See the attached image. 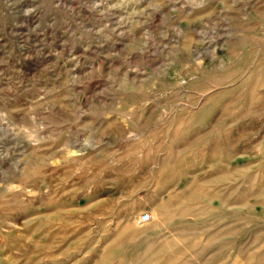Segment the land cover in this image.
<instances>
[{
  "label": "rangeland",
  "instance_id": "1",
  "mask_svg": "<svg viewBox=\"0 0 264 264\" xmlns=\"http://www.w3.org/2000/svg\"><path fill=\"white\" fill-rule=\"evenodd\" d=\"M0 264H264V0H0Z\"/></svg>",
  "mask_w": 264,
  "mask_h": 264
},
{
  "label": "built area",
  "instance_id": "2",
  "mask_svg": "<svg viewBox=\"0 0 264 264\" xmlns=\"http://www.w3.org/2000/svg\"><path fill=\"white\" fill-rule=\"evenodd\" d=\"M150 219H151V217H150V214L149 213H145V214L141 215V217H140V221L142 223L149 222Z\"/></svg>",
  "mask_w": 264,
  "mask_h": 264
}]
</instances>
